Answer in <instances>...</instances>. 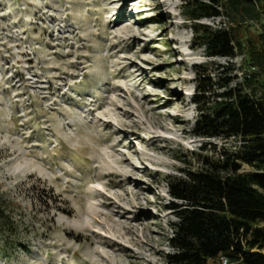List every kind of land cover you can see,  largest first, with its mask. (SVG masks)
Returning a JSON list of instances; mask_svg holds the SVG:
<instances>
[{"label":"rangeland","instance_id":"1","mask_svg":"<svg viewBox=\"0 0 264 264\" xmlns=\"http://www.w3.org/2000/svg\"><path fill=\"white\" fill-rule=\"evenodd\" d=\"M181 5L0 0V264H165L166 178L239 145L192 133L196 72L232 66L231 86L256 72L246 49L208 57ZM263 22L237 37L258 45Z\"/></svg>","mask_w":264,"mask_h":264},{"label":"trees","instance_id":"2","mask_svg":"<svg viewBox=\"0 0 264 264\" xmlns=\"http://www.w3.org/2000/svg\"><path fill=\"white\" fill-rule=\"evenodd\" d=\"M182 14L193 21L194 43L208 57L235 58L246 49L256 72L231 86L232 66L206 76L197 70L194 102L199 117L192 133L203 138L236 139L234 149H215V157L201 159V167L184 178L168 177L169 193L177 202L165 264H209L219 256L230 264H264V22L258 45H244L239 27L264 17V0H181ZM231 18L237 27L212 28L197 21ZM216 77V78H214ZM260 77L261 82L257 79ZM206 146L202 147L205 150ZM246 165L257 172L241 174ZM3 211L0 208V217Z\"/></svg>","mask_w":264,"mask_h":264},{"label":"built area","instance_id":"3","mask_svg":"<svg viewBox=\"0 0 264 264\" xmlns=\"http://www.w3.org/2000/svg\"><path fill=\"white\" fill-rule=\"evenodd\" d=\"M253 70H256V68L255 67H253L252 68ZM219 261H220V264H230V262H229V260H228V258L227 257H225V256H219Z\"/></svg>","mask_w":264,"mask_h":264}]
</instances>
